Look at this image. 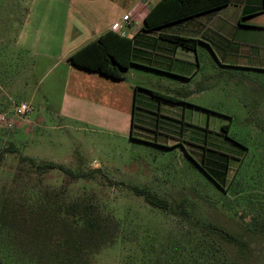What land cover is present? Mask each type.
Listing matches in <instances>:
<instances>
[{
	"label": "rangeland",
	"instance_id": "rangeland-1",
	"mask_svg": "<svg viewBox=\"0 0 264 264\" xmlns=\"http://www.w3.org/2000/svg\"><path fill=\"white\" fill-rule=\"evenodd\" d=\"M22 1L0 0V264H61L55 219L71 216L74 203L103 217L111 239L79 264H264V70L218 64L209 89L173 105L146 92H164L172 79L135 69L134 120H120L117 108L111 121L86 122L62 113L56 95L47 99L49 78L21 71L10 40L1 41L15 35ZM252 20L264 25V16ZM20 102L33 105L27 116L15 115ZM22 157L97 172H40ZM131 186L172 208L152 207ZM40 211L57 232L36 229Z\"/></svg>",
	"mask_w": 264,
	"mask_h": 264
},
{
	"label": "crops",
	"instance_id": "crops-1",
	"mask_svg": "<svg viewBox=\"0 0 264 264\" xmlns=\"http://www.w3.org/2000/svg\"><path fill=\"white\" fill-rule=\"evenodd\" d=\"M159 1L23 0L16 29L13 26L15 35L7 38L5 33L9 30L4 28L1 41L10 40L21 71L28 70L40 82L49 78L47 99L56 95L62 113L93 123L111 121L117 108L125 110L120 120H134V97L139 84L129 82L127 76L135 69L172 79L164 85V92H146L157 91L179 101V95L209 89L212 71L218 64L264 70V25L252 20L264 16V0H232L219 8L145 29V19ZM125 15H129V23L123 20ZM117 22L119 31L113 30ZM109 31L133 42V64L124 79H114L68 61L71 55ZM252 31L256 32L253 38ZM260 31L263 32L258 35ZM168 35L199 42L195 49H189L168 39ZM36 95L34 91L33 97ZM181 101L162 100L173 105ZM96 117L102 119L95 120Z\"/></svg>",
	"mask_w": 264,
	"mask_h": 264
},
{
	"label": "trees",
	"instance_id": "trees-1",
	"mask_svg": "<svg viewBox=\"0 0 264 264\" xmlns=\"http://www.w3.org/2000/svg\"><path fill=\"white\" fill-rule=\"evenodd\" d=\"M231 1L232 0H160L152 7L147 15L145 19V29L157 28L167 23L195 16L210 9L227 5ZM167 38L189 49H195L199 42L198 39L179 35H168ZM132 51L133 42L131 39L113 31H109L71 55L68 61L80 68L122 80L125 78V72L128 67L133 64ZM149 93L159 98L161 101L165 100L173 103L180 102L179 99L161 94L157 91H149ZM222 128L226 132V135H228L229 125H223ZM11 149H13L12 146L7 148V150ZM22 160H28L31 165L40 172L58 169L70 175L72 178L90 177L92 173L97 172V169H93L90 172L76 173L64 164L54 161L39 163L36 159L29 157H22ZM130 189L136 195L143 197L144 201L152 207L163 211H168L172 208V204L168 198L156 194L146 186H131ZM78 208V205L74 203L67 209V213L71 216L64 215L63 213L57 214L55 221L59 223V232H57V228H55L54 224H44L45 221H50L51 215L43 211L39 212L41 218H39V224L36 225V229L44 233L57 232L58 236L56 241L61 252V264H79L78 258H80L82 254L94 252L108 240H111L110 237L108 238L105 235L110 229L109 226L106 227V221L103 217L95 215L92 210H88V207L82 210ZM182 212L187 214L184 207L182 208ZM212 229L227 240L240 244L237 236L226 232L221 227L212 225Z\"/></svg>",
	"mask_w": 264,
	"mask_h": 264
},
{
	"label": "built area",
	"instance_id": "built-area-1",
	"mask_svg": "<svg viewBox=\"0 0 264 264\" xmlns=\"http://www.w3.org/2000/svg\"><path fill=\"white\" fill-rule=\"evenodd\" d=\"M123 20L126 22V23H129V15H125ZM113 30L115 31H119L120 30V22H117L113 25ZM33 110V105L31 103H26V102H20V103H16L14 105V113L16 116H19V117H24V116H27L31 111ZM0 120L5 123L7 121V118L2 115L0 117ZM13 121V120H12ZM12 121H9L7 126L8 127H12L13 126V123Z\"/></svg>",
	"mask_w": 264,
	"mask_h": 264
}]
</instances>
